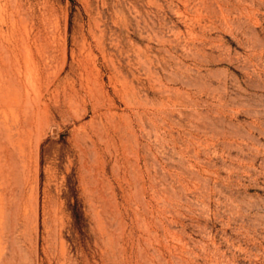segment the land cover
<instances>
[{"label":"rangeland","instance_id":"obj_1","mask_svg":"<svg viewBox=\"0 0 264 264\" xmlns=\"http://www.w3.org/2000/svg\"><path fill=\"white\" fill-rule=\"evenodd\" d=\"M0 264H264V0H0Z\"/></svg>","mask_w":264,"mask_h":264}]
</instances>
